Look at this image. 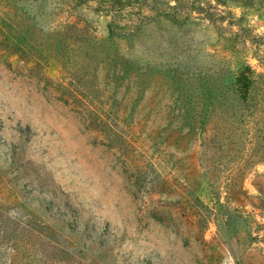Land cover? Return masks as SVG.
<instances>
[{
    "label": "rangeland",
    "instance_id": "374dc122",
    "mask_svg": "<svg viewBox=\"0 0 264 264\" xmlns=\"http://www.w3.org/2000/svg\"><path fill=\"white\" fill-rule=\"evenodd\" d=\"M0 264H264V0H0Z\"/></svg>",
    "mask_w": 264,
    "mask_h": 264
}]
</instances>
